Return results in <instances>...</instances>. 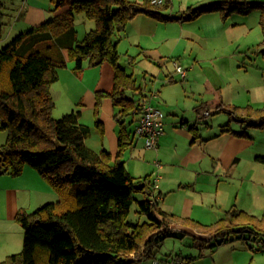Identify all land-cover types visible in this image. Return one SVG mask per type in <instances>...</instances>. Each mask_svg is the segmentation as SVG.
Instances as JSON below:
<instances>
[{"label":"trees","instance_id":"trees-1","mask_svg":"<svg viewBox=\"0 0 264 264\" xmlns=\"http://www.w3.org/2000/svg\"><path fill=\"white\" fill-rule=\"evenodd\" d=\"M66 1L64 13L19 33L0 49V130L7 134L0 146V174L19 176L30 167L58 196L57 201L32 212L18 211L15 220L23 230L22 249L0 264H142L159 247L161 235L178 223L208 234L207 242L218 244L231 236L247 235L249 250H263L264 209L261 216H255L230 208L210 225L166 214L156 205L155 181L151 186L149 176L134 178L122 161L136 136L134 129L128 131L127 127L139 118L137 96L142 93L120 61L114 36L137 14L171 20L163 12L168 1L162 5L149 0ZM56 4L57 8L63 2L56 0ZM253 10L261 11L264 33V0H221L191 9L187 19L213 11L225 19L233 12L248 14ZM79 13L96 25L81 40L74 26ZM6 25L5 6L0 0V39ZM68 62L74 63L75 71L82 70L85 62L90 67L108 63L113 69L110 91L95 93V112L105 98L116 109L120 131L114 155L85 145L90 128L80 123V111L53 118L51 87L59 69ZM125 62L132 66L135 61L127 57ZM239 110L226 109L231 121L241 119L247 127H264V109L246 108L241 114ZM257 159L264 165V157ZM139 185L142 189L136 188ZM137 193L143 195L142 201L136 200ZM133 203L145 221H128ZM195 240L202 244L203 239Z\"/></svg>","mask_w":264,"mask_h":264},{"label":"crops","instance_id":"crops-1","mask_svg":"<svg viewBox=\"0 0 264 264\" xmlns=\"http://www.w3.org/2000/svg\"><path fill=\"white\" fill-rule=\"evenodd\" d=\"M1 1L9 25L0 39L5 43L15 34L36 27L68 8L66 0H61L63 5L57 8L56 0ZM191 2H186V9L195 8ZM253 11L259 12L258 25L259 21L261 25V11ZM214 12H208L211 14L205 18H201L205 15L202 13L187 19L181 5L176 15L167 14L172 18L168 21L137 14L114 36L120 61L126 65L128 74L135 78L132 66L145 61L143 66L148 73L143 77L142 85L137 84V87L141 88V96H148L151 104L160 110L164 123L156 148L146 149L143 139L135 136L122 161L134 178L142 180L149 176L151 186L156 181L157 189L153 194L161 211L203 225L215 223L230 208L255 216H261L264 209V165L257 159L264 157V127H247L241 119L231 121L226 112L231 107L240 109V114L243 108L264 109L263 62L258 67L261 70L259 78L256 68L253 75L249 74L251 77L245 79L252 70L246 66L249 59L232 56L229 66L236 65L234 68L244 75L241 81H234L227 75L228 56L205 58L204 53L194 51L190 42L185 46V33L188 38L197 36L193 28L185 26V21L201 19L200 28L220 21L224 23L226 18ZM11 19L16 23L12 24ZM182 43L183 51L177 53ZM129 50L133 56L128 55ZM127 57L134 58L132 66L125 64ZM165 60L172 66L164 64L162 67ZM174 61L185 70L183 76L176 72ZM112 81L113 69L108 63L90 67L85 62L82 70L75 71L74 63L68 62L66 67L59 69L51 94L55 101L54 111L61 108L60 105L62 114L80 111V123L90 128V136L85 140L87 147L95 152L105 149L114 155L120 131L114 117L116 109L110 99L105 98L95 112V93L110 91ZM204 111L209 115L204 116ZM85 113L91 115L93 123H86ZM213 113L216 116L206 120ZM97 121L99 127L95 126ZM129 121L127 119L126 123ZM134 126L127 130L133 131ZM95 130L96 135H93ZM6 139V132L0 130V146ZM55 197H58L56 192L30 167H25L19 176L0 174V261L22 249L23 230L15 220L18 211H30L35 206L53 202ZM169 229L188 235L179 223L171 224ZM189 236L194 240L193 245L182 241L189 244L183 253L186 257L175 245L168 252L162 251L159 245L154 248L151 258L142 264H157L176 256L183 258L186 264H252L257 257L258 251H251L247 246V235H235L236 238L214 246L207 242L208 234L193 230ZM198 238L203 239L202 244L195 240Z\"/></svg>","mask_w":264,"mask_h":264},{"label":"rangeland","instance_id":"rangeland-1","mask_svg":"<svg viewBox=\"0 0 264 264\" xmlns=\"http://www.w3.org/2000/svg\"><path fill=\"white\" fill-rule=\"evenodd\" d=\"M138 1L142 2V0H138ZM167 1L169 5V7L165 10L167 14L173 13V15H176L175 13L177 12L178 7L182 5V11L184 13L183 15L189 16L190 10L185 8L187 1H192L191 2L192 5L196 8V7L206 5L208 3H213L218 0H167ZM164 2H166V0ZM171 4L173 6H171ZM53 7L54 6H52V8ZM209 14L211 13L205 12V15H203V17L201 18H205V16H208ZM258 18H259L258 11H253L247 15H241L239 13L233 12L231 13V15H229V17H227L224 20V23L220 21V23L218 24L205 26V27L203 26V28H200L201 19L200 20L198 19L194 22H192L193 20L185 21L187 22L185 23V26L193 28V30L196 31L195 33L197 35L196 37L191 36L190 38H188L187 34L185 33V39H186L185 46L187 45L189 46V42H190L192 44V48L194 49V51L199 50L200 52L204 53L205 58L217 57L221 55L228 56V64L226 66L227 75L229 79L234 80V81H237V80L241 81L244 75L239 73L237 71V68H234L236 67V65H233L232 67L229 66V62H232V59L230 58L232 56L234 59L246 57V59H249L246 61V66L248 67L250 66L252 68V70L248 72V75L245 76V79L246 77L248 79L251 77L249 74L253 75L254 69L261 67L260 65L262 62H263V67H264V33H263L262 26L260 25V21L258 25ZM10 22L12 24L16 23V21L14 20L12 21V19L10 20ZM221 22L223 25H221ZM74 26L77 31V36L79 40H81L84 37L87 31L93 30L96 27L95 23L91 20H88L82 13L75 15ZM8 27L9 25L7 24L5 27V30ZM27 29H31V28H27ZM15 35H18V34H15ZM205 35H208V36L203 38L202 36H205ZM14 37L15 36H12L11 39H13ZM7 43L9 42H6V43L3 41L0 42V49L4 47ZM183 44L184 43L180 44V46L177 49V53L180 52L181 50L183 51V48H184V46L182 47ZM128 55L133 56L134 54L132 53L131 50H129ZM175 57H177V55ZM164 64H167V67L172 66L171 62L166 61V60L162 62L161 64L162 67L165 66ZM143 65H145V61L141 60L136 65L132 66V71L137 80V84L140 86L142 85L143 77H145V75H147L148 73V70ZM130 69L131 68H129V70ZM260 71L261 70H259V68L258 70H256L258 78L261 73ZM252 81H254L253 77H252ZM60 107L62 108V105H60ZM61 108L53 112L54 119H59L62 115L68 113V112H65L64 114H62L63 112H61ZM242 110H244V108ZM215 116L216 114L213 113L211 117H208V119L206 120L212 119ZM84 120L88 124L93 123V119L90 114L85 113ZM206 124L208 123L206 122ZM93 135H96V130L93 131ZM88 142L91 143V140H89ZM135 198L137 201H142L143 195L137 193L135 194ZM57 200H58V197H55L53 202ZM42 205L35 206V208H33L30 211L32 212L35 209L41 207ZM145 219L146 218L144 216H140L137 214V204L133 203L129 211L128 221L132 223H139V222L141 223L145 221ZM244 237H246V235H244ZM230 238H231L230 240H232V238H236V236L235 237L233 236ZM161 239L163 240L162 243L160 244V248L162 251L168 252L169 250L172 249V246L175 245L176 248H180L183 250L182 254L184 253V251L187 250L186 248H188V245H189V244L186 245L185 242H190V245H193L192 243L194 242L192 236L184 235L183 233L177 232V231H174V232L167 231L163 235H161ZM182 241H185V242L182 243ZM214 245H218V243L215 241H212L211 246H214ZM256 254H257V257L253 261L252 264H264V249L258 250V253ZM183 256L186 257L184 254Z\"/></svg>","mask_w":264,"mask_h":264},{"label":"built area","instance_id":"built-area-1","mask_svg":"<svg viewBox=\"0 0 264 264\" xmlns=\"http://www.w3.org/2000/svg\"><path fill=\"white\" fill-rule=\"evenodd\" d=\"M153 4H161L162 0H149ZM176 72L180 75L185 74V70L178 64L177 61L173 62ZM140 106V115L134 126V134L143 139V144L146 149L156 148L158 141L163 134L164 123L162 114L159 109L151 104L148 96H141L138 100ZM204 116H208L207 111L203 112ZM154 189H157L155 181ZM201 239V238H198ZM209 239V238H208ZM157 264H185L184 260L179 257H173L165 261H160Z\"/></svg>","mask_w":264,"mask_h":264},{"label":"water","instance_id":"water-1","mask_svg":"<svg viewBox=\"0 0 264 264\" xmlns=\"http://www.w3.org/2000/svg\"><path fill=\"white\" fill-rule=\"evenodd\" d=\"M241 3H243V2H241ZM136 188L142 189V185L136 186ZM186 232H187L188 235H190V234L193 233V230L192 229H186Z\"/></svg>","mask_w":264,"mask_h":264},{"label":"bare ground","instance_id":"bare-ground-1","mask_svg":"<svg viewBox=\"0 0 264 264\" xmlns=\"http://www.w3.org/2000/svg\"><path fill=\"white\" fill-rule=\"evenodd\" d=\"M173 228H177L176 226H172Z\"/></svg>","mask_w":264,"mask_h":264}]
</instances>
